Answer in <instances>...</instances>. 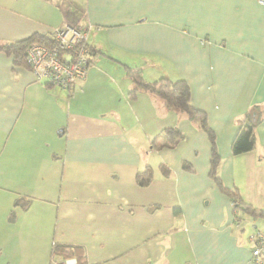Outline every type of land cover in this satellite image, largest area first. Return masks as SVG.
<instances>
[{"label": "crops", "instance_id": "0c3cea01", "mask_svg": "<svg viewBox=\"0 0 264 264\" xmlns=\"http://www.w3.org/2000/svg\"><path fill=\"white\" fill-rule=\"evenodd\" d=\"M65 22L85 27L94 50L85 77L69 89L36 80L27 64L0 50L4 235L8 227L10 234L30 230L32 250L45 240L50 257L54 244L80 246L86 264H252L251 236L264 230V217L233 200L264 209V4L0 0V44L48 38ZM127 67L147 81L187 83L190 103L214 132L220 185L210 176L206 131L153 93L130 94ZM255 108V145L234 154L239 121ZM167 126L184 137L171 148L150 147ZM160 162L170 176L160 174ZM147 165L153 180L139 187L135 174ZM36 202L54 210L46 232L34 231Z\"/></svg>", "mask_w": 264, "mask_h": 264}, {"label": "trees", "instance_id": "16d2710c", "mask_svg": "<svg viewBox=\"0 0 264 264\" xmlns=\"http://www.w3.org/2000/svg\"><path fill=\"white\" fill-rule=\"evenodd\" d=\"M46 37L32 34L31 36L16 40L12 42H6L0 44V50L10 54L13 57L14 63L28 64L26 59V48L33 42H47ZM92 47H88L89 54L93 53ZM127 71L130 74L132 81L134 82L133 88L130 90V94L135 95L139 89L146 90L153 93L161 99L163 105L171 110L178 111L186 116L191 121L197 123L199 127L204 129L208 134L211 144V159H210V176L212 179L220 185L219 178L217 176L219 157L215 151L214 146V132L210 128L206 113L194 107L190 103V91L187 83L183 79L171 80L167 77H160L155 81L145 80L140 73L139 69L128 68ZM256 109V108H255ZM252 109L244 115L239 121L238 131L232 141L231 150L234 154L251 150L255 145L253 136V127L258 121L259 110ZM256 111L255 114L252 113ZM184 137L183 132L175 126L164 127L151 141L150 147L160 150L163 148L173 147L179 140ZM183 168L189 171H193L191 166L183 164ZM158 170L164 177L171 175V168L164 162L158 164ZM153 180V169L149 165L138 170L135 174V183L139 187H146ZM235 196V195H234ZM234 207L241 209L242 211L253 215L254 217H264V209H258L250 204H245L241 200L234 198ZM52 261H64L66 259L73 258L75 262L73 264H86L84 253L80 246H72L69 244H54L52 247Z\"/></svg>", "mask_w": 264, "mask_h": 264}, {"label": "built area", "instance_id": "2783aa9c", "mask_svg": "<svg viewBox=\"0 0 264 264\" xmlns=\"http://www.w3.org/2000/svg\"><path fill=\"white\" fill-rule=\"evenodd\" d=\"M264 4V0H258ZM87 30L64 23L52 29L47 42H33L26 48V59L36 80L69 89L75 80L87 73L89 63ZM252 264H264V230L256 229L251 236ZM73 258L50 264H73Z\"/></svg>", "mask_w": 264, "mask_h": 264}, {"label": "rangeland", "instance_id": "374dc122", "mask_svg": "<svg viewBox=\"0 0 264 264\" xmlns=\"http://www.w3.org/2000/svg\"><path fill=\"white\" fill-rule=\"evenodd\" d=\"M55 142L52 141L51 145L53 146ZM55 148V146H53ZM47 167L46 160H44V169ZM50 167V165H49ZM75 169L74 173L77 178H81L84 176V171L81 172L80 169ZM52 169V168H50ZM52 181V188L56 186V181L51 177ZM42 191L38 194L41 195ZM36 205H40L36 202ZM48 210V207L45 205L36 206L35 208V221H38V223H35L34 231L35 232H46L52 227L53 219H54V210L52 207ZM11 213L13 211L11 210ZM1 217V213H0ZM11 228H6V236L4 235V229H0V244H2L3 247L0 248L3 249V252L0 251V264H41L44 260L47 264H50L52 262V257H50V252L45 251L44 252V245L46 242L40 240L38 237V241L33 245V250L30 245V230L22 229L21 226L17 230V232H14L10 234ZM6 240L4 241V239ZM42 252H44L42 254ZM19 255L18 261L14 260L13 258ZM10 255V257H8ZM8 261V262H7Z\"/></svg>", "mask_w": 264, "mask_h": 264}]
</instances>
